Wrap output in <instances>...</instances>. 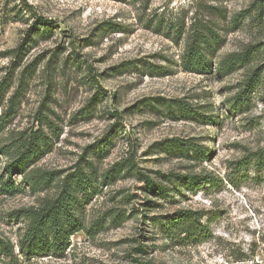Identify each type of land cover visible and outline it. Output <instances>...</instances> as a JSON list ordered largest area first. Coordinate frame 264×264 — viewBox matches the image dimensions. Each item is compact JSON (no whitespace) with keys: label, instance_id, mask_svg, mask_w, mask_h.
I'll list each match as a JSON object with an SVG mask.
<instances>
[{"label":"rangeland","instance_id":"obj_1","mask_svg":"<svg viewBox=\"0 0 264 264\" xmlns=\"http://www.w3.org/2000/svg\"><path fill=\"white\" fill-rule=\"evenodd\" d=\"M208 30L210 65L190 70V36ZM0 118V238L13 245L0 264H264V0H0ZM33 132L49 143L30 166L53 177L41 190L4 171L2 149ZM89 163L84 228L62 254H22L14 213ZM181 209L207 231L165 237Z\"/></svg>","mask_w":264,"mask_h":264},{"label":"trees","instance_id":"obj_2","mask_svg":"<svg viewBox=\"0 0 264 264\" xmlns=\"http://www.w3.org/2000/svg\"><path fill=\"white\" fill-rule=\"evenodd\" d=\"M219 35L211 30L198 31L190 36V43L187 47V56L184 63L190 70H205L210 65L204 55L203 50L210 47L209 42H218ZM240 57L239 54L231 55L229 60H222L217 63V69L221 71L229 70ZM249 79L246 83V91L251 89L255 83ZM249 87V88H248ZM248 90V91H249ZM247 91V92H248ZM244 92V91H243ZM185 110L193 116L190 109ZM3 119L0 118V130H2ZM172 145L193 151H200L188 142L174 141ZM48 139L41 132H33L25 138L13 151L2 149V153L8 154V160L4 165L7 176L14 173L22 174V179L29 183L32 190H41L49 186L53 177L49 173L39 172L31 169L30 166L36 162L48 148ZM263 158V159H262ZM264 160L262 154L257 157V161ZM264 162L259 163L263 165ZM90 171H86L83 166H77L76 170L66 175L60 183L58 193L50 198H45L37 207L26 208L14 213L16 217L26 220L24 233L19 237L18 247L22 254L26 256H44L50 252L62 254L70 245V237L84 227L78 216V208L81 207L84 199L88 197L92 184L97 182L93 166L89 163ZM185 185L195 187L208 181L207 176L179 175ZM210 180V179H209ZM147 189H156L150 180L146 179ZM8 189L12 185L4 182ZM207 231L204 224L200 222V214L197 211L186 209L177 210L170 218L161 225V232L165 237L173 239L174 235H184L183 238H195L198 234ZM13 245L0 238V255L10 254ZM135 264H154L151 261L135 260Z\"/></svg>","mask_w":264,"mask_h":264}]
</instances>
